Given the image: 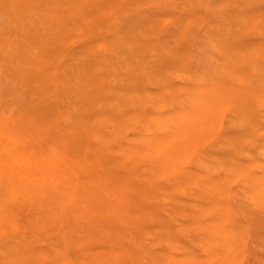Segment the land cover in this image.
<instances>
[{
    "label": "bare ground",
    "instance_id": "bare-ground-1",
    "mask_svg": "<svg viewBox=\"0 0 264 264\" xmlns=\"http://www.w3.org/2000/svg\"><path fill=\"white\" fill-rule=\"evenodd\" d=\"M1 1L23 22L0 30V264H264V41L239 39L247 22L193 33L192 65L144 29L90 36L131 0Z\"/></svg>",
    "mask_w": 264,
    "mask_h": 264
},
{
    "label": "rangeland",
    "instance_id": "rangeland-1",
    "mask_svg": "<svg viewBox=\"0 0 264 264\" xmlns=\"http://www.w3.org/2000/svg\"><path fill=\"white\" fill-rule=\"evenodd\" d=\"M227 1L228 5L224 6ZM130 6L129 14L119 23H100L90 30V36L103 35L106 31L136 34L144 29L145 37L152 40L150 47L161 49L171 37L174 44L187 54L199 51L203 46L202 40L193 37V33L204 35L211 22H232L241 16V21L247 24L239 30V39L245 44L264 41V0H131ZM17 22H23L21 8L6 5L0 0V30L1 24L17 27ZM248 22L252 24L248 26ZM190 53L187 54V64L201 65V61L193 59ZM231 116V113H226V118ZM193 160V157H188L186 164L191 165ZM233 205L237 207L235 203Z\"/></svg>",
    "mask_w": 264,
    "mask_h": 264
}]
</instances>
